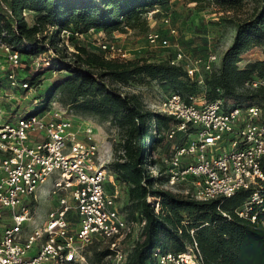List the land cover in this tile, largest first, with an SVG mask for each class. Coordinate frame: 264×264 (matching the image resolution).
<instances>
[{
    "label": "built area",
    "instance_id": "2783aa9c",
    "mask_svg": "<svg viewBox=\"0 0 264 264\" xmlns=\"http://www.w3.org/2000/svg\"><path fill=\"white\" fill-rule=\"evenodd\" d=\"M162 15L169 34H176L170 17ZM145 41L153 49L170 46L169 39L155 30L146 32ZM96 46V52L107 59L132 58L115 41L103 39ZM0 56L9 68L6 77L12 89H0V206L10 211L11 221L0 227V264H89L84 249L100 243L109 251L107 264H126L127 254L121 245L138 230L140 235L132 247H139L145 218L140 214L137 220L127 221L117 206L116 190L106 192L110 175L99 164L92 127L82 128L55 105L36 111H8L13 89L27 93L40 86L30 85L21 76L27 67L38 64L35 59H22L23 54L5 43L1 35ZM169 60L172 65L182 64L188 77L202 83L199 66L209 73L219 57L208 53L205 58H191L177 49ZM48 66L49 61L43 59L42 70ZM244 86L264 88V80H248ZM44 110L48 112L39 115ZM157 111L176 121L167 138L180 132L188 137L164 160L165 185L188 183L189 198L208 201L254 189L264 181V125L258 121L259 107H229L221 100L197 102L194 95L183 97L172 92L159 103ZM50 178L60 195L58 203L41 225L28 231L24 224L31 220V211L25 199L34 200L37 188ZM146 200L158 213L159 199ZM253 203H262L257 192L251 195L246 210ZM153 256L159 264H203L196 242L181 252L156 248Z\"/></svg>",
    "mask_w": 264,
    "mask_h": 264
},
{
    "label": "trees",
    "instance_id": "16d2710c",
    "mask_svg": "<svg viewBox=\"0 0 264 264\" xmlns=\"http://www.w3.org/2000/svg\"><path fill=\"white\" fill-rule=\"evenodd\" d=\"M170 1L0 0V35L22 54L54 52L47 58L48 67L24 78L30 85L40 84L44 73L50 77L54 72L52 78L57 77L58 81H53L50 89L65 94L67 104L81 112L109 116L121 129L118 145L121 153L109 164L108 170L114 175L115 183L126 190V209L131 212V220H137L140 214L145 218V233L139 247H125L126 239L121 245L127 254L126 264H159L153 256L156 248L162 252H181L193 242L197 243L203 264H264V181L254 189L208 201L194 200L162 188L166 177H155L146 168L147 163L155 164L154 159L146 156L165 139L164 135L176 121L148 109L138 94L122 93L113 86L141 77L166 84L186 97L194 93L196 82H190L184 66L170 64L172 55L159 60L146 56L107 59L75 41L74 34L89 30L124 32L138 28L146 31L148 23L141 15ZM183 2L193 3L201 10L214 7L233 14L248 6L234 25L232 42L222 53L219 65L208 73L203 84L207 102L221 100L224 105L232 102L231 107L255 106L256 101L261 102L258 121L264 125V88L244 86L248 80H264V0ZM23 12L32 14L31 22ZM61 31L72 35L69 37L75 48L72 62L62 61L56 54ZM255 47L260 50L261 58L240 65L243 54ZM253 192L258 193L262 203H253L246 210ZM147 197L159 199L158 213ZM240 212L246 215L240 216ZM7 224L0 216V226ZM99 254L98 258L107 256L109 251L104 248Z\"/></svg>",
    "mask_w": 264,
    "mask_h": 264
},
{
    "label": "rangeland",
    "instance_id": "374dc122",
    "mask_svg": "<svg viewBox=\"0 0 264 264\" xmlns=\"http://www.w3.org/2000/svg\"><path fill=\"white\" fill-rule=\"evenodd\" d=\"M248 6H245L240 12L223 13L214 7L204 8L203 10L198 9L193 3H185L183 0H175L172 6L169 7L164 14L170 17L171 25L175 28L176 34L171 35L168 32L166 26L162 24L161 18L155 17L154 14H149L150 11L143 13L141 18H146L148 23V30L159 31L165 37L169 39L170 46L163 49H153L146 45L145 34L148 30L142 31L138 28L127 29L124 32L112 31L105 32L103 30H89L85 34H74L75 41L86 47L90 51H96L97 42L103 39L115 41L117 44L126 48L131 57L146 56L152 57V60H159L173 55L177 49H180L186 53L189 57L205 58L208 53H214L219 57L224 49L229 45L234 34V25L238 18L243 17ZM26 13V12H25ZM31 13H26L30 15ZM32 15V14H31ZM50 28L47 34H49ZM72 36L68 31H61L59 33L58 50L56 51L64 62H72V55L75 53L73 44L69 41V37ZM61 40V41H60ZM256 48V47H255ZM253 49L251 54H254L256 49ZM254 52V53H253ZM40 54V53H39ZM26 55L23 54L22 59L30 61L35 59L37 66L27 67L22 73V78L32 75L34 73H40L42 71L41 64L43 59L49 58L50 54L54 55V52L41 53V55ZM250 55V53L248 54ZM247 55V56H248ZM254 57V55H252ZM4 57L0 56V89L12 90L9 88V82L6 77L8 72V66L4 61ZM241 65V64H240ZM215 64L214 67H216ZM64 73V72H63ZM54 74V72H53ZM53 74H43L41 77L42 81L36 91H27L21 93L18 89H13L12 96L8 103V111H15L17 109L20 113L24 108L30 111H36L39 109H46L52 105L59 107L68 116L73 118L75 122L81 125L82 128L90 126L93 129V137L98 146V161L99 164L103 165L107 170L109 164L113 159L120 155L119 142L121 139V129L111 120L109 116H102L90 112H81L67 104V96L59 92V90L52 91L50 89L51 83L58 81L57 77L53 79ZM198 75L203 78L202 83H195L194 93L197 102L205 101V87L204 79L208 75L203 68L199 66ZM195 80L191 79L193 83ZM122 93H136L140 96L141 100L148 109L157 111L159 103L170 93L174 92L168 85L158 81L147 80L146 78H136L131 80L124 85L113 84ZM182 93V92H180ZM187 95L189 93H182ZM36 100V102H35ZM259 101H256L255 106L259 107ZM232 102H227L226 106H231ZM48 111L44 110L39 115L46 114ZM156 144L153 151L147 153L146 157L154 159L155 164H146V168L156 176H160L165 179L166 163L165 159H168L172 154L174 148L184 142V139H188L183 133H177L173 138H167ZM148 145V144H147ZM162 170L159 172V168ZM109 175L105 184L107 193L114 191L113 187H117V206L119 211L123 214L127 221H131L132 216L130 210L127 208V193L124 188L119 187L114 181V175L108 170ZM114 183V184H112ZM162 188L167 189L175 194L187 196V192L190 191V185L188 183L178 184L174 187H169L163 184ZM36 198L33 200L32 197L25 199V205L30 209L31 220L26 221L24 228L30 231L33 227L41 225L48 214V212L55 208L59 200V193L53 187V181L50 178L45 184L41 185L36 190ZM10 211L7 208L0 206V216L3 221L11 223L8 220ZM75 217L76 214L71 215ZM2 226V225H1ZM0 226V227H1ZM140 233L138 230H134L133 234L128 237L125 241V247H130L134 243V240L139 237ZM123 244V243H122ZM105 248L100 244L89 245L84 249V254L89 264H107V256H98L99 253ZM97 259V260H96Z\"/></svg>",
    "mask_w": 264,
    "mask_h": 264
},
{
    "label": "crops",
    "instance_id": "0c3cea01",
    "mask_svg": "<svg viewBox=\"0 0 264 264\" xmlns=\"http://www.w3.org/2000/svg\"><path fill=\"white\" fill-rule=\"evenodd\" d=\"M175 0H171L169 3H167L166 5H164V6H162V7H156V8H154V9H152V10H150V11H153V10H159L158 12H156V13H154V16L155 17H159L160 15H162L164 12H166V10L169 8V7H171L172 6V3L174 2ZM32 18V16H31V14L30 15H28L27 16V20L29 21V22H31V19ZM101 31V30H100ZM235 32V31H234ZM234 35V34H233ZM233 38V37H232ZM231 42H232V40L230 41V43H229V45L231 44ZM228 45V46H229ZM227 46V47H228ZM226 47V48H227ZM226 48L224 49V51L226 50ZM253 49L254 48H252V49H250L249 51H247V52H245L244 54H243V56H242V60H241V65L242 66H244L246 63H248L249 61H253V60H257V59H260L261 58V52H260V50L256 47L255 49H256V51H255V53L254 54H251V52L253 51ZM223 51V52H224ZM222 52V53H223ZM222 53H221V55H222ZM250 53V55H248ZM221 55H220V57H221ZM248 55V56H247ZM252 55H254V57H252ZM219 61H220V59H219ZM219 61L217 62V66L219 65ZM110 178H112V176H111V174H110V176H109ZM112 184H114V183H112ZM113 189L114 190H116L117 189V187L115 186V187H113Z\"/></svg>",
    "mask_w": 264,
    "mask_h": 264
}]
</instances>
